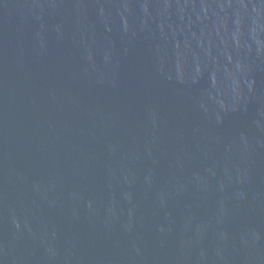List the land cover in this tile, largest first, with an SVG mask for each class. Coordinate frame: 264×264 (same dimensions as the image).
<instances>
[{
  "label": "water",
  "instance_id": "obj_1",
  "mask_svg": "<svg viewBox=\"0 0 264 264\" xmlns=\"http://www.w3.org/2000/svg\"><path fill=\"white\" fill-rule=\"evenodd\" d=\"M0 264H264V0H0Z\"/></svg>",
  "mask_w": 264,
  "mask_h": 264
}]
</instances>
